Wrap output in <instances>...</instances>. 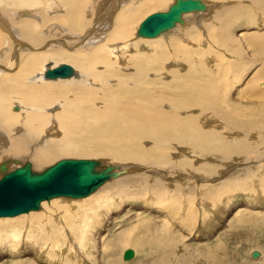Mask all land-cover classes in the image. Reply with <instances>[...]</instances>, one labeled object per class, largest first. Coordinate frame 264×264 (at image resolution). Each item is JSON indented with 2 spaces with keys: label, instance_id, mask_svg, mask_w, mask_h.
Masks as SVG:
<instances>
[{
  "label": "bare ground",
  "instance_id": "6f19581e",
  "mask_svg": "<svg viewBox=\"0 0 264 264\" xmlns=\"http://www.w3.org/2000/svg\"><path fill=\"white\" fill-rule=\"evenodd\" d=\"M174 2L0 0V163L5 164L0 177L10 163L19 167L28 160L36 170L59 156L115 160L117 171L89 193L73 197V207L55 198L66 195H56L39 201L54 198L46 217L45 206L0 216V242L12 247L30 242L34 249L50 245L58 252L72 249L71 233L84 255L97 220L127 199L156 206L176 202L184 211L191 209L192 198L213 209L235 192L263 199L258 193L264 194V26L258 24H264V0H200L203 8L180 12L181 21L156 36L136 35L138 27H132L139 19L156 9H164L154 11L164 14ZM31 9L33 16L22 14ZM240 21L245 30L239 29ZM195 24L203 28L209 44L225 50H216L219 60L209 62L208 57L205 64L210 50L202 45L189 50L192 41L202 37ZM91 37L103 39L82 46ZM23 48L27 54L10 56V50ZM49 60L53 64L46 63ZM61 64L70 67L68 76H44ZM230 95L250 105L236 107L239 101ZM15 100L21 105L13 110L19 113L10 109ZM44 132L48 134L42 136ZM189 171L198 185L190 184L192 178L185 175ZM103 184L97 193L80 199ZM14 189L26 193L21 200H29L38 188L30 190L19 182ZM75 209L78 213L71 217ZM83 210L93 215L87 217ZM119 242L127 245L130 240L114 244ZM146 243H154L158 251L156 264H164L177 246L170 237L148 238ZM129 249L128 260L135 256ZM199 250L203 263L221 255L217 264H225L227 253L220 244Z\"/></svg>",
  "mask_w": 264,
  "mask_h": 264
},
{
  "label": "rangeland",
  "instance_id": "374dc122",
  "mask_svg": "<svg viewBox=\"0 0 264 264\" xmlns=\"http://www.w3.org/2000/svg\"><path fill=\"white\" fill-rule=\"evenodd\" d=\"M208 1L209 2L211 1V3H216V4L228 2V0H225L223 2H221L220 0H208ZM32 10L34 9L27 10L26 12L25 10H22V12L24 11L22 14L23 15L29 14L33 16ZM159 10H164V9H156L153 10L152 12ZM207 13L201 12L200 15L202 14L204 16ZM194 14L196 13H193L192 15ZM142 19H139L137 23L138 25L142 21ZM242 23L240 21L237 24L239 29L244 28L243 27L244 21ZM258 26L262 27L264 26V24H258ZM258 26H256L255 28H258ZM137 27L138 26L134 24L132 29ZM178 27L181 28L182 26H177L176 30H179ZM195 27L198 33L202 35V37L200 39L193 40L192 44L189 47V50L191 51L198 45H202L203 47H206V49L208 48L210 50L209 51L207 49L209 53L204 57L205 64L208 61V57H209V62L212 61L214 62L219 60L220 56H216L217 51L225 53V50L221 48V46L218 47L220 49L218 48L216 49V47L211 45L212 43L209 44L210 42L206 40L205 38L206 36H205V32L203 31V28L197 27L196 24ZM245 28L243 30H245ZM234 31H235L234 34L237 33L236 30ZM93 36H96V34H93L92 37ZM92 37L89 40H87L86 43L84 41L82 43V46L91 42H93L94 45H97V43L102 42L103 38L100 39L99 38L100 36L95 38L96 40L94 41L91 40ZM41 49H43V51L46 50L45 47L39 48V50ZM10 52H11L10 56L13 55L12 58L18 56V54L20 53L27 54L25 53L27 51L24 48L19 50L18 53H15V51L12 52V50H10ZM244 52L246 53L245 50ZM225 57L226 59L230 58L228 53L225 54ZM192 58H194V56H192ZM46 63L53 64L51 60L47 61ZM225 68H228V65H226ZM223 73H225V71H223ZM240 85L241 84H239V86ZM230 96L233 101L235 102L239 101V103L236 102V104H238L236 105V107H243L250 105L249 102L235 100L232 95ZM243 102L245 103L243 104ZM253 103L256 104L255 102ZM18 105H21L20 102L18 100H15L12 102L10 109L13 112H17L14 111L13 109H15V107ZM256 105H258V103ZM24 110L25 109L20 111L21 115L24 114ZM232 112L233 115L238 117V113L236 111H232ZM46 134L48 133L44 132L42 136H46ZM65 158L96 159L103 164L105 163L112 164V162L113 163L116 162L115 160H102L99 158L97 159L91 157H77V156H71V157L59 156L56 160L65 159ZM196 161H198V159H196ZM248 163H256V161L250 160ZM50 164L42 165V167L44 168L46 166H49ZM13 165H14L13 163H10L8 170H12L16 168L13 167ZM42 167H37L36 170H41L43 169ZM225 168L226 166L225 167L223 166L224 171L226 170ZM230 171L231 170H229V172ZM191 173L193 175L192 171H189L188 174H185L186 177L188 175H189L188 177L190 178L195 176V175L192 176ZM124 174L125 173L121 174V176ZM178 176L179 174H177V177ZM225 176L226 175H224L223 178H225ZM113 179L111 178L110 180L106 181V183L113 181ZM180 180L181 179L179 178V181ZM191 182H190L191 185L192 184L198 185V183L197 184L194 183L195 180L193 178L191 179ZM105 184L101 185L97 190H95L96 192L94 191L92 194H90L87 197H83V198L80 197V199L88 198L94 193H97V191ZM258 195H261L264 199V194L258 193ZM145 197H149L148 193L145 195ZM55 198H60L59 201L61 204L62 202H64L63 204L67 205L66 202L68 201V205L71 204L69 205L70 207H73L75 205V204L72 205L71 202L76 200V198L69 196L55 197ZM254 198L256 197H251V195L249 196V194H246L245 192H235L231 197H228L226 201L224 200V203L220 202L217 208L214 209L210 205L208 206H205L203 204L201 205L199 200H195L194 198H192L193 200H191V205H190L191 209L189 211L188 209L184 211L185 207L184 206L180 207V203H176V202H172L173 203V204L171 203L172 206L169 205L156 206V205H151L149 204V202H145L144 200L138 198L127 199L120 206L118 207L113 206L112 208H110L107 213L105 214L103 213L102 217L97 220L96 226L94 225V227L96 228L90 230L91 231V234L89 235L90 239L88 238L89 239L88 242L85 243L88 247L87 249L84 248L85 251H87L86 254L83 255L81 253L82 251H78L79 245L75 243L76 240L73 238L71 233L68 234V238L70 242H73L72 249H70V247L67 246L68 248L65 247L64 249L65 251L61 250L58 252H55L56 250L50 247V245H47L44 248L42 247L43 248L42 251V248L40 246L41 244H39V248H38L39 250H38V249H34L33 244H31L30 242H26V243L22 242L23 244L21 242L20 244L19 242H16L15 247H12V244H9L7 243V241L4 240L3 242H0V264H156L155 262L159 261V258H157L156 256V255L159 256L158 251L156 252L153 250L154 243L147 245L146 241L148 240V238L151 240V239H158L161 237L173 238L177 243V246L174 248L175 250L168 257V259H166V262L164 264L174 263V261L178 257L182 258L181 261H179L180 264H205L203 262L204 260L206 261V259L203 258V256L199 252L200 251L199 249L201 248L205 249L207 247L216 246L218 244H220L223 247V250H226L225 252L227 254L224 255L225 264H261L262 261H264V220H263L264 200L263 199L257 200ZM53 199L54 198L50 199L49 201L41 202L38 210L36 211H41L44 208L43 206H45L46 211H43V213L45 214L44 217H46V214L50 212V210L47 211V207H49L48 206L49 202ZM82 212L87 217H91L93 215V213H90L89 211L86 210H83ZM72 213L73 214L71 217H73L74 215L76 216V214L78 213V209H75V211L73 210ZM69 235H71L72 237ZM126 238L130 240L129 244L123 245L120 242L119 244H114L115 242H117V240L126 239ZM178 239H180V241ZM52 241L53 239L49 241V244H51ZM58 244H59L58 246L61 245L60 242H58ZM105 246L106 248H103ZM108 247H110V249ZM127 248H132L135 251V256L130 260H123L122 253ZM48 249L50 250L48 251ZM45 250L46 252H44ZM252 251H256L259 255H257L256 257H252L251 256ZM194 252L198 255L197 256L198 258L193 259L191 257V255ZM183 257L184 258L187 257V258L184 260ZM218 257L220 258L221 255H219ZM219 258L218 260L217 258H213V259L209 258L207 261L209 264H217ZM80 259H82L83 261L81 262Z\"/></svg>",
  "mask_w": 264,
  "mask_h": 264
},
{
  "label": "water",
  "instance_id": "95a60500",
  "mask_svg": "<svg viewBox=\"0 0 264 264\" xmlns=\"http://www.w3.org/2000/svg\"><path fill=\"white\" fill-rule=\"evenodd\" d=\"M203 8L200 0H175L163 13L153 12L148 14L139 23L136 35L140 37H153L161 31L170 28L175 22H180V12L198 10ZM70 67L61 64L51 70H46V78L66 77L70 74ZM100 165V167H96ZM114 165L100 164L96 159H60L41 170H33L30 162L25 160L23 164L12 170L6 171L0 177V216H13L29 210H36L41 199H48L56 195L78 197L95 189L105 179L117 175L113 170ZM5 169V164L0 163V170ZM68 169H74V174H69ZM58 176V178H55ZM72 180H66L67 178ZM22 183L28 189L38 188L32 199L21 200V195L14 193L17 183ZM28 194V193H27ZM29 195V194H28ZM132 251L128 248L122 253V259L128 260ZM256 251L251 252L256 257Z\"/></svg>",
  "mask_w": 264,
  "mask_h": 264
}]
</instances>
